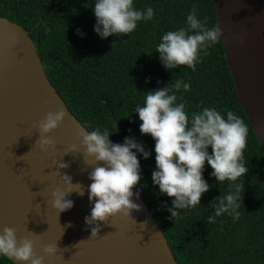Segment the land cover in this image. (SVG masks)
<instances>
[{
    "label": "trees",
    "instance_id": "1",
    "mask_svg": "<svg viewBox=\"0 0 264 264\" xmlns=\"http://www.w3.org/2000/svg\"><path fill=\"white\" fill-rule=\"evenodd\" d=\"M95 0H0V15L29 31L45 73L70 111L89 130L107 129L113 143L135 138L149 152L136 151L141 179L135 186L163 231L178 264H264V156L237 93L220 41L201 53L193 70L187 66L166 69L156 47L168 31L187 28L195 6L197 17L211 28L218 25L214 0H134L137 10L154 9L151 20H141L130 34L102 38L94 29ZM83 33L79 35L77 30ZM176 80L190 84L176 92L177 103L193 112L215 108L227 118L232 111L248 126L244 163L247 174L235 183L244 188L238 220L227 213L208 223L213 201L232 191L234 182L219 183L207 162L203 177L209 191L194 208L179 209L170 219L173 198L154 184L155 140L142 134L135 112L144 106L146 92L171 87ZM173 91L174 88H173ZM171 94V93H170ZM209 154L212 148H208ZM213 201V202H212ZM0 264H14L0 257Z\"/></svg>",
    "mask_w": 264,
    "mask_h": 264
},
{
    "label": "water",
    "instance_id": "2",
    "mask_svg": "<svg viewBox=\"0 0 264 264\" xmlns=\"http://www.w3.org/2000/svg\"><path fill=\"white\" fill-rule=\"evenodd\" d=\"M214 6L237 100L264 156V0H214ZM61 106L68 116L47 134L55 144L41 147L35 125ZM81 128L89 131L48 79L29 31L0 15V231L8 226L18 239H34L38 255H44L45 245L57 244L59 250L45 256L44 264H178L135 187L132 200L141 210L101 221L99 235L91 237L96 225H87L85 217L94 207L89 173L95 162L84 157ZM62 160L70 166L59 168ZM63 174L81 184L74 190L84 194H68L74 206L59 212L51 202L54 190H69Z\"/></svg>",
    "mask_w": 264,
    "mask_h": 264
},
{
    "label": "clouds",
    "instance_id": "3",
    "mask_svg": "<svg viewBox=\"0 0 264 264\" xmlns=\"http://www.w3.org/2000/svg\"><path fill=\"white\" fill-rule=\"evenodd\" d=\"M93 8L97 20L94 30L102 38L113 34L128 35L137 28L139 21L151 20L155 14L152 7L146 11L137 10L134 0H95ZM187 25V28L166 32L156 47L166 69L187 66L195 70L201 53L207 54L206 49L220 41L221 26L207 27L206 22L198 19L195 6L187 16ZM77 31L83 35L79 29ZM190 87L183 80H176L171 87L168 84L165 88L146 92L144 106L136 107L135 112L142 121L141 133L151 135L155 140L156 170L152 173L153 182L159 186L162 194L173 198V206L168 211L171 213L169 218L176 220L181 214L179 209L196 207L201 204L202 195L209 191L210 186L203 177L207 162L213 169L211 175L219 183L234 182L232 191L213 200L218 203L214 204L215 211L208 217V223H214L217 217L225 213L238 220L244 185L235 182L249 170L243 162L248 126L232 111H228L225 118L220 111L208 107L193 112L189 118L186 105L177 103L175 93L181 88L189 91ZM67 116V111L61 106L55 111H48L36 123L41 147L55 144L47 134L60 127ZM78 138L84 149V157L92 158L95 162V167L89 173L92 180L89 200L94 201V207L90 216L85 217V223L96 225L91 228V237H96L101 221L107 222L110 217L120 214L131 216L133 210H141V205L132 200L133 188L141 179L140 161L133 149L145 158L150 153L135 138L126 137L123 144L113 143L107 129L85 131L81 128ZM209 146L212 148L211 154L208 152ZM77 150V146L73 145L72 152ZM69 166L63 160L58 164L59 168ZM62 179L68 183L69 190H54L51 202L59 212L74 206V201L66 199L68 194L73 191L81 196L84 194L83 190H74V187L80 188L82 185L73 184L69 175L63 174ZM35 249L36 241L27 236L18 239L15 228L5 226L0 231V257L12 259L15 264H44L45 256H54L59 250L57 244L45 245L44 255H38Z\"/></svg>",
    "mask_w": 264,
    "mask_h": 264
}]
</instances>
